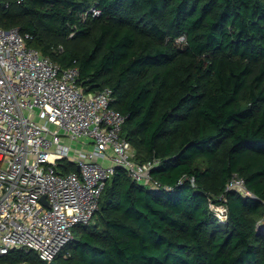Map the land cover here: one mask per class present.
<instances>
[{"label":"trees","instance_id":"trees-1","mask_svg":"<svg viewBox=\"0 0 264 264\" xmlns=\"http://www.w3.org/2000/svg\"><path fill=\"white\" fill-rule=\"evenodd\" d=\"M0 25L110 87L134 160L159 161L149 182L116 167L70 256L0 264H264V0H0Z\"/></svg>","mask_w":264,"mask_h":264},{"label":"built area","instance_id":"built-area-1","mask_svg":"<svg viewBox=\"0 0 264 264\" xmlns=\"http://www.w3.org/2000/svg\"><path fill=\"white\" fill-rule=\"evenodd\" d=\"M90 11L101 13L96 7ZM29 37L0 25V256L35 250L53 261L71 255L74 228L93 221L116 167L149 182L159 161L134 160L133 145L123 134L126 117L111 105L110 87L86 92L77 67L43 55L27 43ZM68 161L77 170L66 171ZM227 189L257 198L238 173ZM212 208L227 219L225 204Z\"/></svg>","mask_w":264,"mask_h":264},{"label":"rangeland","instance_id":"rangeland-1","mask_svg":"<svg viewBox=\"0 0 264 264\" xmlns=\"http://www.w3.org/2000/svg\"><path fill=\"white\" fill-rule=\"evenodd\" d=\"M74 147H76V148H78V147H82V144L81 143H79V142H74ZM93 148V144H90V145H88L87 146V149H92ZM72 152H74V150H72ZM82 225H88V224H81V225H77L75 228H74V233H75V235L77 234V231H78V229L80 228V226H82Z\"/></svg>","mask_w":264,"mask_h":264},{"label":"water","instance_id":"water-1","mask_svg":"<svg viewBox=\"0 0 264 264\" xmlns=\"http://www.w3.org/2000/svg\"><path fill=\"white\" fill-rule=\"evenodd\" d=\"M43 200H44V201L46 200V196L43 197Z\"/></svg>","mask_w":264,"mask_h":264}]
</instances>
